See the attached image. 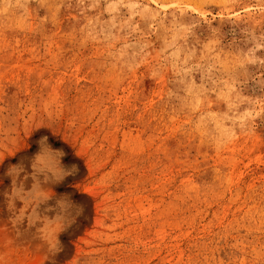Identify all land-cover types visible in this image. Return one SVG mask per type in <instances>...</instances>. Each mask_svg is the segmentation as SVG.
Listing matches in <instances>:
<instances>
[{
  "label": "rangeland",
  "instance_id": "obj_1",
  "mask_svg": "<svg viewBox=\"0 0 264 264\" xmlns=\"http://www.w3.org/2000/svg\"><path fill=\"white\" fill-rule=\"evenodd\" d=\"M0 264H264V0H0Z\"/></svg>",
  "mask_w": 264,
  "mask_h": 264
}]
</instances>
